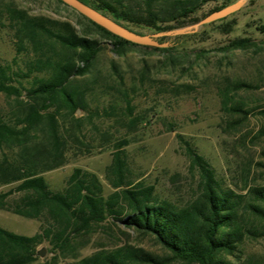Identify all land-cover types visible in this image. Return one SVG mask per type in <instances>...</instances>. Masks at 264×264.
Segmentation results:
<instances>
[{
	"label": "trees",
	"instance_id": "obj_1",
	"mask_svg": "<svg viewBox=\"0 0 264 264\" xmlns=\"http://www.w3.org/2000/svg\"><path fill=\"white\" fill-rule=\"evenodd\" d=\"M56 1L65 5L61 0ZM81 1L133 31L138 32L130 25L144 26L157 33L183 25L190 14L211 0H145L141 11L122 0ZM235 1L223 0L211 13ZM78 15L100 36L111 40L117 55H125L128 48L140 47L165 52L168 63L176 64L172 50L177 42L168 47L135 44ZM0 26L12 34L16 51L13 64L18 65L20 59L23 65L12 69L0 61V93L5 95L8 107L0 113V186H8L0 191V210L45 222L32 236L0 227V264H35L36 247L41 242L47 241L54 250L62 251L72 234L84 232L107 217L152 235L168 256L119 247L99 250L67 264H168L171 261L255 264L250 259H241L239 247L246 236H264V228L257 231L245 226L242 213L248 210L254 218L264 221V187L252 189L254 202L244 204L243 195L220 186L207 161L188 143L191 164L199 174V192L183 206L159 199L151 186L138 183L130 187L124 150L129 144L126 138L116 142L112 161L106 168L113 192L105 195L98 177L81 168H74L62 190H52L43 173L67 164V152L83 144L86 138L84 119L74 117L75 112H85L87 124L97 131L94 118H114L116 124L134 126L140 120L133 113L134 97L127 89L118 88L109 106L99 109L89 104L87 92L74 86L72 79L88 73L100 51V43L78 34L71 23L33 16L24 9L6 5L0 9ZM225 26H228L225 32L230 31L231 25ZM256 29L264 33V24ZM165 39L158 41L163 43ZM256 45L244 37L231 40L225 48L256 49ZM119 79V84H123L121 76ZM247 87H250L248 83L239 81L232 83L230 89ZM226 97L227 93L223 92V99ZM228 101L222 100L228 111L245 113L242 104L228 106ZM260 113L264 115V109ZM106 134L100 136L105 138ZM94 138L90 136L92 141Z\"/></svg>",
	"mask_w": 264,
	"mask_h": 264
},
{
	"label": "rangeland",
	"instance_id": "obj_2",
	"mask_svg": "<svg viewBox=\"0 0 264 264\" xmlns=\"http://www.w3.org/2000/svg\"><path fill=\"white\" fill-rule=\"evenodd\" d=\"M122 1L137 11L145 4V0ZM222 3L223 0L205 2L183 25L172 24L176 28L193 25ZM6 5L24 9L33 16L69 22L81 36L96 39L100 51L88 73L72 79L73 85L85 90L89 104L99 109L111 104L116 89L125 88L133 94L134 115L140 117L134 126L116 124L114 118H94L97 131L87 124V114L77 110L74 117L84 119L86 138L83 144L67 152V164L43 173L52 190H62L74 168H81L98 177L105 195L113 192L106 168L112 161L114 145L126 138L129 144L124 150L130 187L138 183L151 186L156 197L177 206L194 199L199 192V174L191 164L188 143L207 161L223 189L243 195L246 205L254 202L251 190L264 187V115L260 113L264 109V33L256 29L264 24V0H247L223 20L202 25L194 33L178 35V39L164 36L165 42H177L172 50L177 57L173 66L168 63L167 53L157 50L131 47L125 55H117L110 39L100 36L71 7L56 0H0V9ZM227 24L231 29L225 32ZM130 26L142 34L156 33L144 26ZM244 37L253 40L256 49L225 48L231 40ZM15 55L11 32L0 26L1 63L12 69L23 67L20 59L18 65L13 64ZM119 76L123 84H119ZM239 81L250 87L230 89L232 83ZM223 92L227 93L228 106L242 104L245 113L223 107ZM7 108V99L0 93V113ZM103 132L108 133L107 137L100 136ZM90 136L95 137L93 141ZM7 188L0 186V191ZM242 217L248 228L263 230L264 221L254 218L248 210ZM43 225L44 219L24 218L0 210V227L16 234L32 236ZM119 247L168 256L152 235L107 217L84 232L72 234L62 251L54 250L47 241L41 242L36 247L35 264H67L99 250ZM239 249L242 260L264 264V236H246Z\"/></svg>",
	"mask_w": 264,
	"mask_h": 264
},
{
	"label": "water",
	"instance_id": "obj_3",
	"mask_svg": "<svg viewBox=\"0 0 264 264\" xmlns=\"http://www.w3.org/2000/svg\"><path fill=\"white\" fill-rule=\"evenodd\" d=\"M61 1L65 5L71 7L81 15L91 20L92 22L103 27L110 33L135 44L144 45V46H153V47H168L171 45L170 42L161 43L158 41V39L164 36L174 37L178 35H184L187 33H194L202 25L211 23L213 21L224 18L234 13L247 2V0H236L234 3L229 4L220 10L208 14L206 17H204L197 23L190 26L175 28L168 31L157 32L153 34H141L116 22L111 17L96 10L95 8L91 7L90 5L84 3L81 0H61ZM39 254L42 255V253Z\"/></svg>",
	"mask_w": 264,
	"mask_h": 264
}]
</instances>
